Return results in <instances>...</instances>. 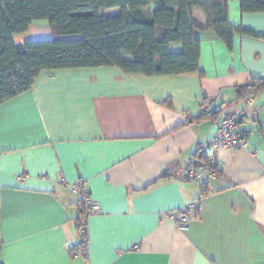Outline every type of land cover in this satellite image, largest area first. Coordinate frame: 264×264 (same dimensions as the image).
Segmentation results:
<instances>
[{"label":"crops","instance_id":"0c3cea01","mask_svg":"<svg viewBox=\"0 0 264 264\" xmlns=\"http://www.w3.org/2000/svg\"><path fill=\"white\" fill-rule=\"evenodd\" d=\"M226 2L229 21L260 36L235 34L229 49L199 31L202 75L46 69L0 103L2 264H264V87L237 95L264 78V10ZM192 19L207 22L200 10ZM35 21L28 30L52 32ZM204 105L216 115L187 120ZM225 116L240 117L245 144L216 149L201 186L185 170ZM189 204L181 229L171 212Z\"/></svg>","mask_w":264,"mask_h":264},{"label":"trees","instance_id":"16d2710c","mask_svg":"<svg viewBox=\"0 0 264 264\" xmlns=\"http://www.w3.org/2000/svg\"><path fill=\"white\" fill-rule=\"evenodd\" d=\"M109 8L118 10L106 13ZM240 8L264 10V2L240 0ZM194 10L206 14L205 25L193 21ZM37 19L46 20L58 35L15 42L14 35L27 31ZM203 30L212 31L229 49L235 34L260 36L229 21L226 0H0V103L30 88L46 69L115 66L132 75H202L197 33ZM262 87L264 78H253L237 88V95H253ZM163 103L172 106L169 99ZM216 112L202 109L187 120L200 121ZM192 156L190 165L218 170L215 163L205 166L208 155L203 146L198 145ZM79 220V243H84L86 233Z\"/></svg>","mask_w":264,"mask_h":264},{"label":"built area","instance_id":"2783aa9c","mask_svg":"<svg viewBox=\"0 0 264 264\" xmlns=\"http://www.w3.org/2000/svg\"><path fill=\"white\" fill-rule=\"evenodd\" d=\"M246 104L249 106L252 104V98H248ZM203 109L212 112L211 107L203 106ZM238 117L236 116H225L223 117L217 125L215 134L213 135L211 141L208 145L207 155L208 163L205 164L206 167H209L215 162L214 151L221 147H241L244 146L245 141L238 129ZM203 166H194L190 165L185 170V175L187 177L195 178L201 186L206 183V177L204 172H209L214 174L215 171L211 169H202ZM73 188L76 191H80V182H77L73 185ZM82 192V191H81ZM80 201L86 207L88 212H94L98 208V203L95 200H91L86 192L80 194ZM193 207V204H189L184 209H176L171 212V215L177 219V226L181 229L187 228L188 223V211ZM84 225V218L79 220ZM84 228V227H83Z\"/></svg>","mask_w":264,"mask_h":264},{"label":"rangeland","instance_id":"374dc122","mask_svg":"<svg viewBox=\"0 0 264 264\" xmlns=\"http://www.w3.org/2000/svg\"><path fill=\"white\" fill-rule=\"evenodd\" d=\"M117 10H118L117 8H109V9H106L105 12L106 13H114ZM35 22H40V23L45 22L46 23L47 21L44 19H37ZM47 24H44L43 26L46 27ZM41 30H43V31H41L39 33L33 32L32 29L27 30V31L22 32V33H17L14 35V40H15V42H23V41L30 39V38H45V37H53V36L58 35V33L55 31L51 32L49 30V28L41 29Z\"/></svg>","mask_w":264,"mask_h":264}]
</instances>
